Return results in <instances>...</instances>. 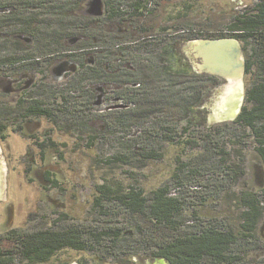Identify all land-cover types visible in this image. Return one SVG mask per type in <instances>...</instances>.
Returning <instances> with one entry per match:
<instances>
[{
	"label": "rangeland",
	"instance_id": "1",
	"mask_svg": "<svg viewBox=\"0 0 264 264\" xmlns=\"http://www.w3.org/2000/svg\"><path fill=\"white\" fill-rule=\"evenodd\" d=\"M254 2L159 0L155 38L183 39L189 30L204 34L227 33L235 17L251 8ZM103 11L100 0H91L84 14L97 17ZM36 12L39 14L38 10ZM56 20L54 15L44 14L39 18V26L55 25ZM240 45L256 64L254 45L250 42H240ZM191 46L190 42H181L176 44V49L192 64ZM159 55L156 51L151 54L136 52V59L133 58L136 62L157 60L161 65ZM243 57L246 62L244 52ZM157 66L151 71L152 82L157 85L151 94L154 96L159 87L166 99L161 107L150 109L151 119L147 116L142 117L143 120L133 117L135 113L140 114L138 103L130 105L126 100L115 98L119 90L133 85L123 87L118 79L115 83L109 82V88L106 85L95 87L99 82L88 80L83 82V90L79 91L75 89L76 65L70 61L50 68L43 82H39L34 73L0 76V107L17 116L13 123L19 122L10 124L6 140L0 141V235L12 230L32 233L84 225L96 229L112 221L119 228H126L121 236L123 242L129 236L139 239L133 218L117 214V207L110 205L104 197L102 186L108 187L107 190L136 187L150 194L169 185L174 195L182 191V196L187 199L185 218L192 219L197 215L203 221L223 222L237 229L242 212L239 208L241 196L253 193L263 202V216L257 225L255 243L251 240L243 245L242 264H264L263 162L255 151L254 138L249 130H244L246 134L240 136L239 141L232 136L237 132L231 124L233 121H228L227 127H221L225 122L213 119L222 97L233 86L242 89V109L246 91L256 78V66L249 75L243 73L231 80L218 77L205 84L209 87L219 81L200 99V125L196 133L192 132L193 128L186 133L182 123V105L191 95V88L183 87L181 81H173L175 83L171 85L165 70ZM130 68L128 65L124 70L132 72ZM33 99L43 100L55 118L22 112ZM112 111L118 115L111 116L109 112ZM22 116L26 117L20 123ZM167 128L171 132H167ZM207 134L222 145L226 156L222 157L216 146L218 150L207 147L204 142ZM187 141L193 144L187 145ZM152 149L162 158L145 161ZM222 158L228 161L222 163ZM232 164L237 166L236 177L230 175L227 167ZM178 183L182 185L178 186ZM219 186H226V189L220 191ZM197 191L210 197L208 201L201 203L195 196ZM102 198L106 204L103 211L97 209V200ZM123 247L121 250L127 255L133 253V250L126 251L124 244ZM142 249L140 246L139 250ZM95 252L66 249L47 264H160L159 259L147 258L141 252L138 257L121 256L118 263L112 258H101L102 249ZM16 260L15 264H27L19 257Z\"/></svg>",
	"mask_w": 264,
	"mask_h": 264
},
{
	"label": "trees",
	"instance_id": "2",
	"mask_svg": "<svg viewBox=\"0 0 264 264\" xmlns=\"http://www.w3.org/2000/svg\"><path fill=\"white\" fill-rule=\"evenodd\" d=\"M89 1L91 0H0V76H13L16 73V77L34 73L39 82H43L50 68L70 61L76 65L75 89L82 91L83 82L88 80L99 82L95 87L106 85L109 88V82L115 83L119 79L123 87L133 86L119 90L115 98L126 100L130 105L138 103L141 107V110L138 109L140 114H133L134 118L149 116L151 119L150 109L154 106L161 107L166 99L159 87L158 91L154 90V96L151 94V90L157 87L152 82L151 71H155L158 61L151 59L149 62H136L135 53L151 54L156 51L160 54L161 64L157 68L165 70L167 81L171 85L181 81L183 87L191 88V95L182 105V123L186 133L192 128V132L196 133L200 125V99L209 88L217 86L219 81L209 87L205 84L219 78L196 73L190 59L177 51L176 44L218 39L250 42L255 47L256 64L252 63L243 47L246 57L245 75L251 74L256 66V78L246 91L240 113L231 122L237 131L232 136L237 140L240 136H245L244 130H249L254 138L255 151L264 165V0H255L251 8L237 15L227 33L204 34L189 30L185 38H176L177 41L155 38L158 31L155 18L159 0H100L104 11L97 17L84 14ZM44 14L54 15L57 19L55 25L40 28L39 18ZM128 65H131L132 72L124 70ZM63 93L64 91L61 92ZM30 102V106L22 109V112L55 118L53 111L45 107L43 100L33 99ZM18 108L19 105L16 110ZM109 113L111 116L118 115L113 111ZM13 116L6 108L0 107V141L6 140V130L10 124L19 123H13L17 120V116ZM22 117L20 123L26 116ZM227 123H223L221 127H227ZM167 132H171V129L167 128ZM205 141L207 147L210 146L209 149H219L220 155L226 156L222 145L208 134L204 136ZM186 144L193 142L187 141ZM148 153V158L143 156L145 161L162 158L155 149ZM227 161L222 158V163ZM227 167L230 175L236 177L237 166L232 164ZM231 177L229 176L230 179ZM175 178L178 176L175 175ZM177 185L181 186L182 183ZM107 188H101L104 197L110 205L117 207L118 215L121 213L133 218L134 226L139 231V239L129 236L123 242L121 236L127 231L126 228H119L112 221L96 229L84 225L32 233L12 230L0 235V264H15L17 257L27 264H47L66 249L93 254L102 249V254L99 255L101 258H112L118 263L121 256L127 255L121 250L124 248L123 244L126 251L133 250L127 256L138 257L145 254L147 258L165 259L170 264H242L243 245L251 240L255 243L257 225L263 216V202L253 193L241 196L239 208L242 212L239 228L236 229L223 222L203 221L197 215L192 219L185 218L187 199L182 196V191L174 195L169 185L150 194L136 187L117 190ZM218 188L221 191L226 186ZM195 196L200 198L201 203L210 198L204 197L203 192L199 191ZM105 205L103 198L97 200L98 210L103 211ZM104 215L109 216L108 212H104ZM140 246L143 247L142 250H139Z\"/></svg>",
	"mask_w": 264,
	"mask_h": 264
},
{
	"label": "water",
	"instance_id": "3",
	"mask_svg": "<svg viewBox=\"0 0 264 264\" xmlns=\"http://www.w3.org/2000/svg\"><path fill=\"white\" fill-rule=\"evenodd\" d=\"M190 43L193 56L191 60L196 73L217 76L225 80L234 79L245 73L243 50L238 40H197ZM219 110L220 108L216 109V111ZM240 111L241 109L239 113ZM238 114L222 122L234 121ZM159 263L170 264L165 259H159Z\"/></svg>",
	"mask_w": 264,
	"mask_h": 264
},
{
	"label": "bare ground",
	"instance_id": "4",
	"mask_svg": "<svg viewBox=\"0 0 264 264\" xmlns=\"http://www.w3.org/2000/svg\"><path fill=\"white\" fill-rule=\"evenodd\" d=\"M242 101L243 93L241 88L233 86L228 89L225 96L221 99L220 110L216 111L215 120L222 122L234 118L239 113Z\"/></svg>",
	"mask_w": 264,
	"mask_h": 264
}]
</instances>
